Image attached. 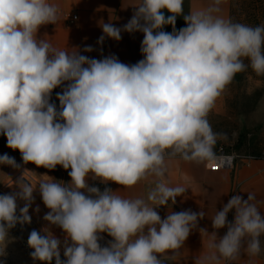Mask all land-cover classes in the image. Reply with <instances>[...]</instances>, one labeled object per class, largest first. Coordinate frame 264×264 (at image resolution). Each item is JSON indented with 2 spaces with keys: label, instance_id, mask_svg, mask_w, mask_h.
Listing matches in <instances>:
<instances>
[{
  "label": "clouds",
  "instance_id": "obj_1",
  "mask_svg": "<svg viewBox=\"0 0 264 264\" xmlns=\"http://www.w3.org/2000/svg\"><path fill=\"white\" fill-rule=\"evenodd\" d=\"M227 0L184 12V0H138L122 27L99 25L106 38L122 32L143 33V59L128 65L116 55L90 58L81 50H61L39 36L41 26L58 24L62 10L52 0H0V134L18 150L24 165L54 170L65 183L47 174L0 182L13 190L0 195V257L17 225H30L29 210L39 192L49 210L39 231L27 239L32 260L44 264H172L203 210L156 209L175 205L188 187L167 182L168 164L179 159L208 164L215 159L220 136L209 114L239 73L249 68L264 77V24L251 26L225 18ZM167 14V15H166ZM186 26L177 30V18ZM170 25L172 31H164ZM85 46L83 52H92ZM56 94L59 108L51 97ZM0 165L19 170L14 157L0 155ZM89 180L120 190L103 191ZM147 182L146 196L120 191ZM256 196H232L211 219L212 231L199 228L206 251L194 264H234L242 254L254 264L262 252L264 215ZM18 202H23L20 206ZM39 213L40 208L34 209ZM234 211V220L227 217ZM52 226L62 229L61 240ZM226 234L218 236L220 229ZM111 240L101 246V234ZM0 264H3L0 261Z\"/></svg>",
  "mask_w": 264,
  "mask_h": 264
},
{
  "label": "crops",
  "instance_id": "obj_2",
  "mask_svg": "<svg viewBox=\"0 0 264 264\" xmlns=\"http://www.w3.org/2000/svg\"><path fill=\"white\" fill-rule=\"evenodd\" d=\"M60 6L62 10L61 21L54 25L41 26L39 36L49 40L55 47L61 50L75 51L81 50V54L90 58L102 59L104 56L116 55L120 62L132 65L143 59L140 52L143 33L136 32L129 34L122 32V39L119 41L106 38L103 44H98V38L103 35L99 25L111 21L116 27H122L132 17L134 9L131 5L138 0H52ZM209 0H184V12L207 7ZM221 15L229 18L230 0L221 6ZM76 15V21L70 23L71 16ZM167 15V14H166ZM182 17L177 18L176 28L185 27ZM164 31L171 32L170 25L165 26ZM92 46V52H83L85 46ZM62 92V88L54 89ZM0 140L5 148L7 147L6 136L0 134ZM21 157L18 150L8 148ZM167 182L172 186H185L183 196L177 197V202L171 208L160 207L156 209L162 218H165L168 211L181 212L191 209L193 212L203 210L205 217L198 222L199 228H207L212 231L211 219L216 211L222 210L223 204L234 195H241L247 199L248 192L256 196L258 208L264 215V161H253L247 164L237 163L230 171L212 172L207 169V164H194L175 159L168 164ZM70 171V169L68 170ZM67 172L66 183L70 181ZM90 185H95L104 190L105 187L113 191L120 190L122 186L109 182L104 185L99 181L89 180ZM149 188L147 182H141L132 189L121 190L119 194L125 196H146ZM229 222L234 220V211L227 217ZM193 230L185 241L184 247L180 250V255L172 264H194V259L201 256L206 251V240L202 243L199 230ZM227 229L218 231V236L226 234ZM106 241H110L106 233L101 234ZM100 243V242H99ZM107 243V242H106ZM105 246V245H102ZM249 258L242 254L241 258L234 264H248ZM254 264H264L259 255L254 258Z\"/></svg>",
  "mask_w": 264,
  "mask_h": 264
},
{
  "label": "rangeland",
  "instance_id": "obj_3",
  "mask_svg": "<svg viewBox=\"0 0 264 264\" xmlns=\"http://www.w3.org/2000/svg\"><path fill=\"white\" fill-rule=\"evenodd\" d=\"M245 1L230 0V13H232L234 22L245 24ZM51 102L55 103L57 108H59V101L56 96L51 97ZM208 119L213 131L220 134L214 148L215 153H217L219 148H222L238 156L248 154L264 156V77H257L250 68L244 73L237 74L233 82L217 100ZM5 153L10 157H14L21 166L24 165L22 158L5 148L0 140V155ZM237 163H240V161L238 160ZM24 166L31 170L36 179H39V175L47 174L57 181L66 183L68 170L63 169L59 165L54 170H48L43 167L38 168L32 163ZM20 175L17 169L0 165V182L11 183V180L15 182ZM12 190L11 187L0 183V195L10 193ZM34 196L35 202L29 210L32 223L23 227L17 225L11 230L10 236L14 239L7 244L5 248L6 255L0 257V261L3 264H44V262H34L32 260L30 256L32 249L27 245L30 232L33 229L39 231L45 226L46 222L43 220V216L49 211L43 204L38 191L34 193ZM18 203L23 206V202ZM37 205L40 208L39 213L34 211ZM51 230L62 242L61 258L64 259L63 241L65 234L62 229L55 226H52ZM102 240L108 243L104 237ZM261 241L262 254L264 255V237H261ZM52 264H55L54 260Z\"/></svg>",
  "mask_w": 264,
  "mask_h": 264
},
{
  "label": "built area",
  "instance_id": "obj_4",
  "mask_svg": "<svg viewBox=\"0 0 264 264\" xmlns=\"http://www.w3.org/2000/svg\"><path fill=\"white\" fill-rule=\"evenodd\" d=\"M76 19V15L71 16L70 23L76 21ZM238 160L240 161V163L247 164L253 161H264V156H256L250 154L238 156L233 152L219 148L217 153H215V159L207 164V169L212 172L223 170L230 171L235 167Z\"/></svg>",
  "mask_w": 264,
  "mask_h": 264
},
{
  "label": "trees",
  "instance_id": "obj_5",
  "mask_svg": "<svg viewBox=\"0 0 264 264\" xmlns=\"http://www.w3.org/2000/svg\"><path fill=\"white\" fill-rule=\"evenodd\" d=\"M245 4V24L251 26L264 24V0H246ZM229 19L232 20V13L229 14ZM57 93L60 92L53 90L52 96L55 97ZM260 256L264 261V255L262 252Z\"/></svg>",
  "mask_w": 264,
  "mask_h": 264
},
{
  "label": "bare ground",
  "instance_id": "obj_6",
  "mask_svg": "<svg viewBox=\"0 0 264 264\" xmlns=\"http://www.w3.org/2000/svg\"><path fill=\"white\" fill-rule=\"evenodd\" d=\"M25 169L29 170L27 167H25L24 165H22L21 168L18 171L21 174L22 171L25 170ZM29 171H31V170H29ZM26 176L31 177L32 179H36V177L34 176V174L32 172H27L26 173Z\"/></svg>",
  "mask_w": 264,
  "mask_h": 264
},
{
  "label": "water",
  "instance_id": "obj_7",
  "mask_svg": "<svg viewBox=\"0 0 264 264\" xmlns=\"http://www.w3.org/2000/svg\"><path fill=\"white\" fill-rule=\"evenodd\" d=\"M99 242H100L101 244L107 246V243H106L104 240L101 239Z\"/></svg>",
  "mask_w": 264,
  "mask_h": 264
}]
</instances>
